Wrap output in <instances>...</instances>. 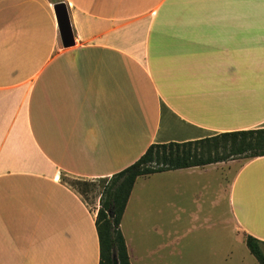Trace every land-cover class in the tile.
Instances as JSON below:
<instances>
[{
  "label": "crops",
  "instance_id": "0c3cea01",
  "mask_svg": "<svg viewBox=\"0 0 264 264\" xmlns=\"http://www.w3.org/2000/svg\"><path fill=\"white\" fill-rule=\"evenodd\" d=\"M60 1L71 46L56 0H0V264H100V179L153 143L264 128V0ZM120 227L131 264H229L264 242V156L139 176Z\"/></svg>",
  "mask_w": 264,
  "mask_h": 264
},
{
  "label": "trees",
  "instance_id": "16d2710c",
  "mask_svg": "<svg viewBox=\"0 0 264 264\" xmlns=\"http://www.w3.org/2000/svg\"><path fill=\"white\" fill-rule=\"evenodd\" d=\"M264 156V128L227 131L185 142L153 143L143 155L125 169L103 178L96 227L100 241V264H131L121 220L136 182L142 175L205 166L242 157ZM112 211V215H109ZM252 236L247 245L260 264L264 254ZM116 255V256H114Z\"/></svg>",
  "mask_w": 264,
  "mask_h": 264
},
{
  "label": "rangeland",
  "instance_id": "374dc122",
  "mask_svg": "<svg viewBox=\"0 0 264 264\" xmlns=\"http://www.w3.org/2000/svg\"><path fill=\"white\" fill-rule=\"evenodd\" d=\"M56 1L57 2H62L60 0H56ZM97 183L98 184H97V187H96V191L93 192V193L99 194L101 192V190H102V186L104 185V182L102 181V179H100ZM153 184L158 186V181H156V180L153 181L151 183V185H153ZM167 190H168L169 195H171L173 197V194L170 192V188H168ZM150 219H151L150 222H146L144 224V230H150V229H155L156 228L158 231L161 230V231H166V232H170V231L171 232H179V231L185 232V231H189V232H198V233H207V232L213 230L212 228H210V225H207V224H193V223H189L186 220H184L182 223L175 224L173 222H170L168 219H166V221L163 220V222L154 221V220H158V218H154V217H151ZM214 228L215 229H219V230L225 229V230L230 231V232H235V230H236L232 224H218L217 225L215 223ZM249 237H250L249 235L245 236V244L246 245H247V240H248ZM185 245H187V247L189 246V244H185ZM257 245H258V248L261 251V253L264 254V243H257ZM247 248L249 249L248 245H247ZM191 250H192V248L190 249V246H189L188 252L189 251L191 252ZM246 251L247 252H246L245 255H243L242 257L240 255H237V257L233 258V260L229 264H242V260L245 261V264H252V263L260 264L258 259L256 258V256L251 252L250 249L246 250ZM186 257H188V256H186ZM219 264H222V262L219 263Z\"/></svg>",
  "mask_w": 264,
  "mask_h": 264
},
{
  "label": "water",
  "instance_id": "95a60500",
  "mask_svg": "<svg viewBox=\"0 0 264 264\" xmlns=\"http://www.w3.org/2000/svg\"><path fill=\"white\" fill-rule=\"evenodd\" d=\"M54 10L63 44L65 46L73 45L74 35L67 5L64 2L56 3L54 5ZM109 215H112V211H109ZM115 264L118 263L115 262Z\"/></svg>",
  "mask_w": 264,
  "mask_h": 264
}]
</instances>
